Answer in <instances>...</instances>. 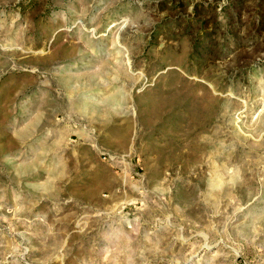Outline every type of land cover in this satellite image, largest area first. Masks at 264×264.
Segmentation results:
<instances>
[{"label":"rangeland","instance_id":"rangeland-1","mask_svg":"<svg viewBox=\"0 0 264 264\" xmlns=\"http://www.w3.org/2000/svg\"><path fill=\"white\" fill-rule=\"evenodd\" d=\"M0 264H264V0H0Z\"/></svg>","mask_w":264,"mask_h":264}]
</instances>
